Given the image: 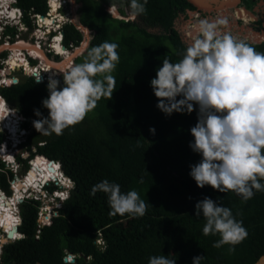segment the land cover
<instances>
[{
	"label": "trees",
	"instance_id": "trees-1",
	"mask_svg": "<svg viewBox=\"0 0 264 264\" xmlns=\"http://www.w3.org/2000/svg\"><path fill=\"white\" fill-rule=\"evenodd\" d=\"M117 1L118 5L111 0H77V21L91 37L85 51L73 59V65L83 62L87 51L103 42L116 43L120 58L113 73L116 89L111 98L98 101L81 123L59 136L39 133L33 122L48 116L42 105L49 95L48 83H37L24 75L17 83L0 87L1 98L23 116V126L29 130V156H18L17 160L27 170L29 159L43 155L58 163L64 177L72 182L56 215L41 228L40 202L24 199L19 204L18 230L23 237L3 246L0 264H148L150 257L158 255L169 256L176 264H193L195 257H203L200 264H257L264 257V191L254 190L245 201L234 192H219L207 185L198 188L189 173L190 166L201 161V155L189 145L199 106L193 104L191 113L165 115L157 108L158 100L150 86L163 59L179 62L189 47L176 30L175 21L187 17L195 7L188 0H147L146 12L130 22L107 12L106 7L114 5L123 17L131 13L130 0ZM15 2L34 15L47 12L46 0ZM257 2L242 0L240 6L251 11ZM22 20L31 28L28 15ZM252 27L264 31L261 20ZM62 32L67 49L79 47L84 39L71 22L62 27ZM238 41L264 53V41ZM5 70L4 75L10 72ZM56 80L62 88V75ZM33 162L47 166L44 159ZM6 175L0 173V187L8 191ZM103 180L119 184L123 193L136 190L149 204L146 214L139 218L111 215L107 194H90L92 187ZM48 190L52 192L56 186ZM205 197L229 208L246 229L247 237L235 245L234 251L229 252L230 245L213 247L219 236L203 234L205 220L202 214L195 215V205ZM127 220L132 221L131 228L124 226ZM98 239L103 241L102 246ZM67 255L73 256V262L64 261Z\"/></svg>",
	"mask_w": 264,
	"mask_h": 264
},
{
	"label": "clouds",
	"instance_id": "clouds-1",
	"mask_svg": "<svg viewBox=\"0 0 264 264\" xmlns=\"http://www.w3.org/2000/svg\"><path fill=\"white\" fill-rule=\"evenodd\" d=\"M146 4L147 0H130L132 16L145 13ZM7 6L17 4L8 0ZM0 19L4 21L6 18ZM66 23L69 22L62 23L61 31L52 32L50 37L57 35L63 50L67 49L62 42V27ZM117 48L116 43L109 42L90 48L83 62L62 74V88L59 87L60 81L49 78V95L42 101L48 116L33 122L37 132L62 135L65 129L81 123L96 108L98 101L111 98L116 89L113 73L120 59ZM40 80L41 75H37L36 82ZM150 86L158 100L157 108L165 115L181 111L191 113L193 104L199 106L198 121L190 130L193 142L189 145L193 152L201 155V161L190 166L189 173L198 188L207 185L219 192H234L245 201L253 196L254 190L264 191V183H261L264 181V53L255 51L230 33L221 32L217 24L201 20L199 37L186 48L179 62L163 59ZM178 96L182 99L177 100ZM5 105L9 107L6 102ZM35 115L40 117L41 114L36 111ZM20 127L21 131L25 130L20 131L21 136L27 135L28 129L23 123ZM2 131L5 132L7 156L12 158L15 155L17 161L21 156L19 151H12L15 142L9 131ZM149 131L154 133L155 130ZM39 156L34 155L28 160L27 174L32 169L31 163ZM8 161L2 165L9 166L11 161ZM52 162L53 166H59ZM66 180L68 184L63 191L59 187L60 192H53L68 193L72 182ZM54 184L57 185L58 181L55 180ZM97 192L107 194L111 215L128 214L139 218L149 207L136 190L123 193L119 184L108 180L94 185L90 194L95 196ZM201 214L205 220L203 234L219 236L213 247L230 245L229 252H232L235 245L247 237L242 222L235 219L231 210L207 197L195 205V215ZM69 256L72 255H67L64 260L73 262V258L67 260ZM202 258H193V264H200ZM148 264H176V260L158 255L150 257Z\"/></svg>",
	"mask_w": 264,
	"mask_h": 264
},
{
	"label": "rangeland",
	"instance_id": "rangeland-1",
	"mask_svg": "<svg viewBox=\"0 0 264 264\" xmlns=\"http://www.w3.org/2000/svg\"><path fill=\"white\" fill-rule=\"evenodd\" d=\"M111 1H112V3H115L117 5L119 4V2L117 0H111ZM262 1H264V0H261V2ZM52 2H53V4H55V12L53 13V15H51L52 12L50 9ZM261 2L255 7L256 11L258 10V6H261L262 7L261 9L264 10V3H261ZM219 3H217V4L208 3L211 6L209 9H207L201 5L198 6L197 4H195V7H196L195 11H193L191 13H187V17L180 16L175 21L176 30L180 33L182 39L185 40V43L188 46H191V44L194 43V41L199 37V33H193V30H199V24H200L201 20H208L210 23L217 24L218 29L221 32L230 33L237 40L252 42V41H258V40L261 41L264 39V36L262 34L260 36H258L257 34L254 33V32H256V33L258 32V31H255L252 27V24L254 23L256 16L253 17L252 15H250L249 19L246 22H244L243 20L238 18V16L235 14L234 8H236V7L238 8L237 0H234V5H232V6L230 5L229 7H226L227 9H225L224 11L221 10L222 5H218ZM46 5H47V12L45 14H47L49 16V18L53 17V21H52L53 24L50 25L49 27L42 26L40 23L37 22V19L33 17V14L27 12L30 23H31V28H29L23 22V20H22L23 18L17 19V17H16V20H13L14 22L12 21L11 26L9 27L10 29L14 30L13 32L7 33L6 31L5 32L0 31V56L2 53H5V57L0 58V65H1V67H0V81L3 79L5 80V78H6V79H9L10 81L16 80L18 82V80H20L21 76H24V75L29 76L30 75L29 73L33 72L32 68H31L32 64L30 62V58H28V56H25V54L29 53L33 57L35 56L32 50L21 49L17 53L19 56H21V61H22V58H24V59H25V57L27 58L26 61H27L29 68L25 69L24 65H22L21 62L19 64H20V67L21 66L24 67L23 69L19 68V67L15 68V69L12 67H11L12 69L10 67L8 68V66L6 64H8V60L10 57L15 56V53L11 50L12 49L11 45L6 47V46H3L1 44L3 41H6V36L4 37L3 34L7 33V34L11 35L10 43H13L15 41L20 40V41L25 42V44H29V45H33V46L38 47V43L40 42L39 43L40 49L43 52V54L45 55V59L47 60V62H45V61L43 62L41 59L40 60L31 59V60H33L35 62L34 65H36V67H38L40 69H44V71H42L41 74H44V76L46 78L48 77V81H49L50 77L57 79L60 75H62L66 71L70 70V68L73 66V64H71V62L73 63V59L76 56H80L85 51V49L87 47V43H88L91 36H90V32L88 30H86L85 28L81 27L77 21L76 10H77V7L79 5L77 0H56V1L55 0H46ZM111 7L115 8V12L110 9ZM106 9L108 12L113 13L111 15L117 19H124V20L130 21V22H133L135 20V17H133L131 13H128L125 17L121 16L116 11V6H114V5H111L110 7H107ZM2 13H5V12H2ZM27 14H24V16ZM66 21H71L72 23L76 24L77 27L80 29V31L83 33L84 39H83V41L79 47L68 48V49L64 50V52H65L64 56H61V55L57 56L54 52H52L51 49H49V45H51V46L53 45V44H51L52 42L51 41H50V43H48V42L50 40V37L52 36V32H54V34H57V32L59 33L61 31V24L66 22ZM36 24L40 26V29H38L39 31L36 30ZM0 29H1V25H0ZM47 30H49L51 33L47 34V32H48ZM9 35H7V36H9ZM258 37H259V39H258ZM39 38H40V40L37 41V39H39ZM22 55H24L25 57ZM38 57H39V55H38ZM49 65H54V66L57 65V66H56V68H54L53 66H49ZM7 68L9 69L10 72L4 75L2 73V71H4V69H7ZM31 77L34 78L33 76H31ZM0 87H3V85H1ZM11 109H13V108H11ZM13 110H15V109H13ZM16 130L19 132V134L16 136L15 140L19 144H17V142H15V144L17 146L19 153L22 152L23 158L26 159L29 156V153L26 150V140H27V135H28L29 131L28 130L26 131L27 135L21 136V133H20L21 127L16 126ZM0 131H2V130H0ZM3 139H5V132L2 131V132H0V143L3 141ZM2 145L4 146V143H2ZM31 149H32V152L36 151L34 147H32ZM14 158H15V155L12 158H10V161L13 163V165L15 163ZM31 165L33 166V162L31 163ZM13 168H14V166H12V169ZM58 168H59V166H58ZM28 169H29V167H28ZM28 169L26 170L25 164L21 162V163H19V170L16 169L14 171V173L12 172L13 174L11 175V177L8 174L9 172L5 171V173L7 174L6 178H5L6 182L7 183L10 182L12 179H14V177L19 178V181H20L21 179H23V177L25 175H27ZM52 175H53V173H50L47 175V177L53 178ZM67 184H68V182L64 183V185L60 184V183H58L57 185L54 183H48V184L43 185V190L48 192L49 191L48 187L53 185V186H56V190L58 192H60L58 188L60 187V190L63 191L62 188L64 186H66ZM7 189H8V191H5L4 189L3 190L5 192H7L6 193L7 196H11L10 195L11 191L9 190V188H7ZM52 192H50V191L48 192V193H50V195H47V194L45 196L40 195V197H44V200L42 202L40 201L38 212H40L41 209L45 208V206H50L52 208L58 207L56 209H59L61 207L63 201L68 196V193H65V192L57 193V194H52ZM60 198L61 199L63 198V199L60 200ZM6 200L10 201L8 199H6ZM56 202H59V203L55 204ZM17 208L19 209V204L17 205ZM51 217H54V216L51 215ZM123 224L126 228H131L132 221L127 220ZM16 236L17 235H15V237ZM262 259L264 260V258H261L257 264H262V262H261Z\"/></svg>",
	"mask_w": 264,
	"mask_h": 264
},
{
	"label": "bare ground",
	"instance_id": "bare-ground-1",
	"mask_svg": "<svg viewBox=\"0 0 264 264\" xmlns=\"http://www.w3.org/2000/svg\"><path fill=\"white\" fill-rule=\"evenodd\" d=\"M199 1H201V2L205 1L207 3H215V4L220 2L218 5H222L221 10H223V11L225 9H227L226 7H229L230 5L231 6L234 5V0H199ZM6 2H7L6 0H0V16L5 17V18H9V19H15L17 17L18 12L15 11L13 9V7L12 8L8 7ZM2 12H5V13H2ZM51 12H52L51 15H53V13L55 12V4H53V2L51 3ZM236 13L238 14L239 17H241L243 19L244 22H246L250 17V14L247 13V11L243 8H235V14ZM52 21H53V17H51V18L45 17V18L40 20L42 26H44V27L45 26L49 27L50 25H52L53 24ZM193 33H199V30H193ZM54 40H55V42L52 43L53 44L52 45L53 50L55 51L56 54L64 56L65 52H64L63 48L59 45L58 39L55 38ZM11 47H12L11 50L15 53V56H12L9 58L8 64H7L8 68L12 67L15 69L17 67H20V64H19L20 62L22 63V65H24L25 69L29 68L26 59L22 58V61H21V56H19L17 53L21 49L32 50L34 55L36 56V58L40 57V59L43 62L44 61L47 62V60L45 59V55L43 54L41 49H38V47H36V46L25 44V42L21 41L18 45H14ZM38 55H39V57H38ZM49 66H53L54 68H56L57 65L56 66L49 65ZM2 73L4 74V71H2ZM10 110L11 109L5 105L4 100L0 97V130L9 131V133L12 136V141L17 142L15 140L16 136H17L15 134L17 132L16 126L14 125V123L11 120V116L15 115V113L12 112V110L11 111ZM4 148H5V145L0 147V153L3 154L5 152ZM4 157L6 158V160L8 158L10 159V157L7 156V153H4ZM55 166H54V172L52 175L53 178H51V177L48 178L47 175L50 174L51 172L48 171L47 167L44 165H40L37 162H33L32 169L29 171V173L27 175H25L23 177V179H21L20 181L18 180V181L13 182V189L12 190L14 191V195L10 196L11 199H8L10 201H7L6 200L7 198L5 197V195L0 193V227L1 228H3L5 231H8V230L12 229L14 226H16L15 225V217L13 214V207L17 203V200L24 197V196L25 197L30 196L33 199L34 197H33V195L31 196L30 193H33L34 190H36L38 187H40V184L42 183L41 182L42 179H44L43 181H46V182L49 179H53V180L55 179L58 181V183L63 184V185H64V183H67L66 178H64V176L61 174L60 168H58L57 165H55ZM33 200H35V199H33ZM36 201H38V200H36ZM50 212H51V209L47 208V212L45 213V215L46 216L49 215ZM261 262H262V264H264L263 259Z\"/></svg>",
	"mask_w": 264,
	"mask_h": 264
},
{
	"label": "built area",
	"instance_id": "built-area-1",
	"mask_svg": "<svg viewBox=\"0 0 264 264\" xmlns=\"http://www.w3.org/2000/svg\"><path fill=\"white\" fill-rule=\"evenodd\" d=\"M12 3H16L15 2V0H10ZM60 6V5H59ZM10 8H12V7H10ZM13 9L15 10V11H17L18 12V14H17V19H20V18H22L23 16H24V14H27V12H24V11H22V9H20L18 6H14L13 7ZM51 9V8H50ZM28 15V14H27ZM46 15V16H45ZM45 15H34L33 14V17L34 18H36L37 19V22L38 23H40L41 24V22H40V20L41 19H43V18H45V17H49L47 14H45ZM1 18V17H0ZM13 20H16V18L15 19H9V18H6L4 21H3V19H0V25H1V29H0V31L1 32H5V30H6V27L7 26H11V22L13 21ZM36 22V23H37ZM68 22H71V21H68ZM42 25V24H41ZM38 29H40V26L39 25H37L36 24V30L37 31H39ZM48 32H47V34H49L50 33V31L49 30H47ZM7 35H9V34H3V36L5 37L6 36V41H3L1 44L3 45V46H6V47H8L9 45H11V46H14V45H18L21 41L20 40H18V41H15V42H13V43H10V38H11V35H9V36H7ZM45 35V34H44ZM55 38H57L58 39V43L60 42L59 41V37L57 36V35H54L50 40H49V42L48 43H50V41L53 43V42H55ZM40 40V38L39 39H37V41H39ZM40 43V42H39ZM39 43H38V49H40V45H39ZM51 43V44H52ZM60 45V44H59ZM61 46V45H60ZM53 46H49V49H51L52 50V52H54L55 53V51L53 50V48H52ZM56 54V53H55ZM22 56H24V55H22ZM25 56H28V58H30V59H35L36 60V57H33L32 55H30L29 53H26L25 54ZM24 56V57H25ZM25 59H27L26 57H25ZM7 63V62H6ZM5 63V64H6ZM71 64H73L72 62H71ZM7 65V64H6ZM19 68H24L23 66H21V67H19ZM32 68V71L33 72H31V73H29L30 75L29 76H33L34 77V80H35V82H36V78L35 77H37V75H41V80H40V82H43V81H45V82H48V77L46 78L45 76H44V74H41V72L42 71H44V69H40V68H38V67H36V65H33V67H31ZM4 71H5V69H4ZM48 71V70H47ZM17 81H10L9 79H6V81H4V80H1L0 81V86L1 85H3V86H8V85H11V84H14V83H16ZM40 82H38V83H40ZM12 112H14L15 113V115H12L11 116V120H12V122L14 123V125H16L17 127H20V124L21 123H23L24 121H25V119L23 118V116H21L18 112H16L15 110H12ZM25 130H22L21 132H24ZM0 132H2V131H0ZM12 138V137H11ZM2 143H4V145H5V148H4V150H5V152L4 153H6L7 151H6V139L4 140L3 139V141L0 143V147H2L3 145H2ZM12 151H14V152H17L18 151V149H17V146L15 145V144H13L12 145ZM4 153L2 154V153H0V173H3V172H5V171H11V174H13L14 173V171L16 170V169H18L19 170V163L20 162H18V161H15V163H14V165H13V163L12 162H10L9 163V166H7V164H5V165H2V162H4V163H8L9 161L8 160H5V157H4ZM27 153V152H26ZM20 155H21V158H23V155H22V152L20 153ZM12 166H14V168L12 169ZM13 172V173H12ZM16 179L17 180H19V178H17V177H14V179H12L10 182H8V188H9V190L11 191V196L12 195H14V191L12 190L13 189V182L14 181H16ZM55 182V180H53V179H49L46 183H44V184H40V187H38L36 190H34L33 191V193H30L31 194V196L33 195V199H35V200H38L39 202L41 201H43L44 200V197H40V195H43V196H45L46 194L47 195H50V193H48V192H46V191H44L43 190V185H45V184H48V183H54ZM0 193L1 194H4L5 195V197L7 198V199H11V197L10 196H7V192H5L1 187H0ZM52 194H57V192H52ZM21 199V201H23L24 199H32V197H30V196H27V197H22V198H20ZM57 203H59V202H56L55 204H57ZM19 204V201L17 200V203L15 204V206L13 207V214H14V217H15V225L16 226H14V228H17V231H16V233L14 234V236L11 238V239H8L7 238V233H8V231H5L3 228H1L0 227V262H1V255H2V252H3V246L5 245V244H8V243H12V242H14L15 240H18V239H21L22 237H23V235L22 234H20V232H19V230H18V227H19V225H20V223H21V218H20V214H19V209L17 208V205ZM47 208H50L51 209V215L52 216H55L56 215V212H55V210H56V208H58V207H56V208H52V207H50V206H45V208H43V209H41L40 210V212H38V223H39V228H41L42 226H44L45 224H47L48 222H50V219L52 218L51 217V215H50V217H49V219H47L46 218V215H45V213L47 212ZM53 210V211H52ZM15 235H17L16 237H15ZM97 243L98 244H100V246H102L103 245V241H101L100 239H98L97 240ZM73 258V256H69L68 258H67V260L68 261H70L71 259Z\"/></svg>",
	"mask_w": 264,
	"mask_h": 264
},
{
	"label": "water",
	"instance_id": "water-1",
	"mask_svg": "<svg viewBox=\"0 0 264 264\" xmlns=\"http://www.w3.org/2000/svg\"><path fill=\"white\" fill-rule=\"evenodd\" d=\"M194 7H195V4H197L198 6L199 5H201V6H203V7H205V8H207V9H209L210 8V5L207 3V2H201V1H199V0H188ZM240 2V0H237V4ZM244 9V8H243ZM246 10V9H245ZM22 11H23V9H22ZM247 11V13H249L250 15H252L251 14V12H249L248 10H246ZM188 13H191L190 11L188 12ZM253 16V15H252ZM254 17V16H253ZM82 27V26H81ZM84 28V27H83ZM87 30V29H86ZM255 34H257L258 36H260L261 34L264 36V33H261V32H254ZM258 39H259V37H258ZM264 41V39L263 40H261V41H252V43H255V44H258V43H261V42H263ZM184 42H185V40H184ZM64 49V48H63ZM6 71V70H5ZM16 111V110H15ZM17 112V111H16ZM37 158H40V159H44L45 161H47V169H48V171L49 172H51V173H53L54 172V166H53V162H52V160H47V158L45 157V156H43V155H41V156H39V157H36L35 159H37ZM44 179H42V183L41 184H43V183H45L46 181H43ZM16 181H18L17 179H16ZM18 201L21 203L22 201H21V199H18ZM16 231H17V228H12V229H10L9 231H8V233H7V238L8 239H11L13 236H14V234L16 233ZM262 258H264V257H262ZM65 262H66V260H64Z\"/></svg>",
	"mask_w": 264,
	"mask_h": 264
},
{
	"label": "flooded vegetation",
	"instance_id": "flooded-vegetation-1",
	"mask_svg": "<svg viewBox=\"0 0 264 264\" xmlns=\"http://www.w3.org/2000/svg\"><path fill=\"white\" fill-rule=\"evenodd\" d=\"M241 2H242V0H240V2L238 3V8H243V7H241L240 5H241ZM261 2V0H258V2L256 3V5L252 8V10L251 11H249V12H251V14L253 15V16H256V18H255V21L254 22H257L258 20H261L262 21V24H263V26H264V10H262L261 8V6H258V10L256 11L255 10V7L259 4ZM261 3H264V1H262ZM107 8V7H106ZM237 8V7H236ZM109 9V8H108ZM115 9V8H114ZM245 9V8H244ZM195 10H196V7H195ZM195 10H193V11H195ZM234 10H235V8H234ZM117 11V10H116ZM193 11H190V12H193ZM108 12V11H107ZM189 12V11H188ZM187 12V13H188ZM110 14H113V13H111V12H109ZM236 15L238 16V14L236 13ZM238 18H240L241 20H243L241 17H239L238 16ZM259 32H261V33H264V31L263 30H261V31H259ZM11 111V110H10ZM5 140V139H4ZM22 159H24V158H22ZM18 161V160H17ZM19 162V161H18ZM21 163V162H20Z\"/></svg>",
	"mask_w": 264,
	"mask_h": 264
}]
</instances>
